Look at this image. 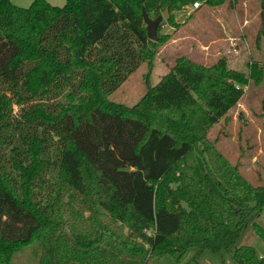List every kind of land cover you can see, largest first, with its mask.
<instances>
[{
    "label": "trees",
    "instance_id": "16d2710c",
    "mask_svg": "<svg viewBox=\"0 0 264 264\" xmlns=\"http://www.w3.org/2000/svg\"><path fill=\"white\" fill-rule=\"evenodd\" d=\"M64 1L19 8L0 0V150L11 144L13 121L25 127L0 166V264L31 244L37 264L221 252L235 264H264L240 244L249 232L264 247V185L250 183L207 138L261 70L178 57L156 84L144 75L136 104H113L111 91L139 63L150 69L167 39L147 40L141 10L156 17L166 8L173 27L172 12L194 0ZM260 110L264 125V96Z\"/></svg>",
    "mask_w": 264,
    "mask_h": 264
},
{
    "label": "rangeland",
    "instance_id": "374dc122",
    "mask_svg": "<svg viewBox=\"0 0 264 264\" xmlns=\"http://www.w3.org/2000/svg\"><path fill=\"white\" fill-rule=\"evenodd\" d=\"M33 0H10L12 5L27 8ZM50 6L60 8L64 0H44ZM188 6V5H187ZM182 6L172 12L173 27L162 20L157 27L156 37H167L165 43L154 53L150 69L139 63L131 74L108 95L113 104L133 106L145 90L147 72L148 84L154 85L168 72L178 57L204 67L213 65L218 59H224L229 69L248 73L251 64L261 70L258 84L250 82L243 88V95L224 118L220 119L207 133L210 142H214L216 151L230 164L237 165L240 173L253 185H264V125L260 115V100L264 96V16L260 14L259 0H225L219 5L202 4L199 9L189 11ZM159 14L158 16H160ZM156 16V17H158ZM151 20L152 15H147ZM65 92L53 101L62 102ZM52 101V102H53ZM15 117L17 107L12 108ZM25 132L20 123L12 122L6 132L9 146L0 150V166L6 168L8 148L16 143V137ZM56 145L49 144L47 157L55 161L58 155ZM49 176L56 178L55 172ZM260 221L264 224V207ZM253 247L264 258V247L257 237L246 233L240 243ZM38 248L31 244L16 253L10 264H37ZM147 264H235L230 255L221 252L216 255L204 253L193 260L189 253L175 262L169 259L149 260Z\"/></svg>",
    "mask_w": 264,
    "mask_h": 264
},
{
    "label": "water",
    "instance_id": "95a60500",
    "mask_svg": "<svg viewBox=\"0 0 264 264\" xmlns=\"http://www.w3.org/2000/svg\"><path fill=\"white\" fill-rule=\"evenodd\" d=\"M141 17H142V23L144 25V30H145L147 40H149L151 42H156V40H157V37H156L157 27L159 26V24L162 20L168 19L167 9L165 8L163 10V13H161L160 16L156 17L153 20L149 19L147 17V15L145 14V12L143 10H141Z\"/></svg>",
    "mask_w": 264,
    "mask_h": 264
},
{
    "label": "built area",
    "instance_id": "2783aa9c",
    "mask_svg": "<svg viewBox=\"0 0 264 264\" xmlns=\"http://www.w3.org/2000/svg\"><path fill=\"white\" fill-rule=\"evenodd\" d=\"M205 0H194L192 3H190L188 6H187V9L189 11L191 10H197L200 8V6L203 4Z\"/></svg>",
    "mask_w": 264,
    "mask_h": 264
}]
</instances>
